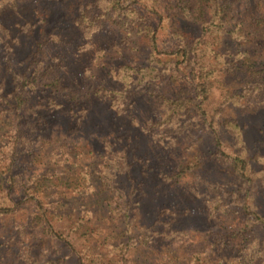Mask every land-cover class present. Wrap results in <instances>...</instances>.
Listing matches in <instances>:
<instances>
[{"label":"trees","instance_id":"16d2710c","mask_svg":"<svg viewBox=\"0 0 264 264\" xmlns=\"http://www.w3.org/2000/svg\"><path fill=\"white\" fill-rule=\"evenodd\" d=\"M18 1L23 0L12 1L9 8H16ZM37 7H30V11L20 16L15 33L3 23L1 16L8 7L0 13V45L4 44L2 49L0 46V55H3L0 59V151L9 149V158L0 157V264H96L95 257L85 256L71 241L73 235L85 238L90 234L88 213L91 211H82L77 219L67 217L69 222L62 232L55 223L63 214L46 201L47 186L52 182L49 175L32 172L28 177L27 171L14 173L22 161L17 157L20 155L18 143H27L28 157L42 142L43 132L50 128L47 113L64 108L73 117H84L91 95L102 97L115 114L124 113L133 89L146 80L159 78L157 71L161 62L162 70L167 72L160 105L170 112L168 119L170 115L199 118L204 125L222 126L243 146V124L234 112L221 109L220 121L215 124L212 116L216 113L205 116L204 104L215 71L205 62L235 56L231 51L222 55L213 48V37L216 42L223 33L235 40H252L258 36L264 39V16L254 11L245 32L242 21L236 17L234 0H55L49 7ZM51 11L55 15L60 13L53 23L48 19ZM108 28L116 31V39L99 48L88 43L90 36ZM70 30L73 36L68 39L65 34ZM158 37L170 46L159 49ZM21 40L26 42L25 50L19 46ZM73 40L76 46L71 50L66 48ZM142 41L152 47L144 64L120 62L125 60L128 51L138 50L136 47ZM19 49L24 51L18 54L23 57L17 55ZM94 53H97L96 59L91 56ZM240 55L243 59L239 61ZM233 58V63L222 61L227 64L226 74L233 78L235 71L255 73V62L246 52L239 57L237 53ZM230 96L223 98L222 104L229 101L235 104L234 97L245 95L240 92ZM216 139L220 143V137ZM212 156L221 161L215 153ZM220 156L228 159V166L219 182L222 199L204 213L209 224L211 218L217 219L206 233L207 240L214 252L221 253L227 247L244 254L242 263L258 262L252 258L253 253H246L248 243L257 241L254 226H264V214L252 210L247 203L251 183L248 159L238 151L222 152ZM189 168L186 164L176 173L165 175L168 186H176ZM122 191L121 188L114 191L117 196L113 200L117 204L119 197L126 201L128 196ZM178 206L155 209L150 227L155 232L154 227L160 225L163 231L155 234L168 239L170 244L174 243L172 234L179 231L174 226L177 212L188 214V207L184 205L180 211ZM124 217L127 219L125 231H131L130 218L127 214ZM14 221L19 226L14 227ZM63 248H68L67 253ZM196 261L199 263L200 258Z\"/></svg>","mask_w":264,"mask_h":264},{"label":"rangeland","instance_id":"374dc122","mask_svg":"<svg viewBox=\"0 0 264 264\" xmlns=\"http://www.w3.org/2000/svg\"><path fill=\"white\" fill-rule=\"evenodd\" d=\"M12 1L0 0V13L8 7L1 16L3 23L14 29L11 30L13 33L17 31L15 23L20 21L23 13L30 11V7H49L55 2L23 0L18 1L16 8H9ZM234 2L236 17L242 21L245 32L250 27L254 11L264 16V0ZM55 13L51 11L49 23L60 17V13ZM72 32L70 30L65 36L70 39ZM117 36L114 29L108 28L90 36L88 43L99 48ZM160 37L156 41L158 48L167 49L170 45L162 43ZM259 38L235 40L223 33L214 42L213 37V48L222 55L231 51L235 56H221L205 62L207 67L215 69L212 87L204 104L205 116L216 113L212 116L215 124L220 121L221 109L234 112L243 124V146L237 144L222 126L204 125L199 118L170 115L168 119L170 112L160 105V94L166 85L164 73L167 72L162 70L164 64L160 62L159 78L146 80L135 87L122 114H115L107 101L93 95L84 117H73L64 108L47 113L50 128L43 132L42 142L36 146L38 148L27 157L29 146L26 142L27 146L18 143L20 155L16 156L22 161L14 173L27 171L28 177L32 172L49 175L52 182L47 186L49 195L46 201L63 214L55 223L62 232L66 231L67 217L73 220L82 211H91L88 213L92 226L90 234L85 238L73 235L71 241L85 256L91 254L95 257L96 264H246L242 263L244 254L241 251L226 247L221 253L214 252L206 233L217 219L211 218L209 224L204 213L209 212L211 206L223 197L219 182L228 166V159L220 154L238 151L248 159L247 171L251 175L248 206L264 214V39ZM76 43L73 40L66 48L71 50ZM0 46L2 49L4 44ZM19 46L25 50L26 42L21 40ZM136 48L138 50L128 51L125 60L120 62L144 64L145 56L152 47L142 41ZM242 52L252 57L255 73L235 71L232 78L226 74L227 64L222 61L233 63V57L237 53L239 57ZM20 53L24 51L19 49L17 55ZM96 55L91 56L96 59ZM2 57L0 55V59ZM241 59L242 55L239 61ZM240 92L245 95L244 98L234 97L235 104L230 101L222 104L223 98ZM216 137H220V143H217ZM214 153L221 158L220 162L214 160ZM8 155L9 149L0 151L1 158ZM186 164L190 168L179 178L178 184L168 186L165 175L176 173ZM116 188H121L122 193L128 195L126 201L123 197L117 200L119 204L113 200V196H117L114 195ZM128 201L132 202L129 206ZM3 203L7 204L6 201ZM174 204L179 205L180 211L188 207V214L177 212L174 226L179 231L172 234L174 243L170 244L168 239L155 234L162 230L160 225L154 227L155 232L150 227L155 209H170ZM124 214L130 218L131 231H125L127 219ZM19 224L13 222L14 227ZM254 234L257 241L248 243L246 253H253L252 258L259 262L251 264H264V226L255 225ZM67 251L68 248H63L64 253ZM197 258H200L199 263Z\"/></svg>","mask_w":264,"mask_h":264}]
</instances>
